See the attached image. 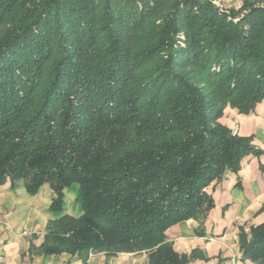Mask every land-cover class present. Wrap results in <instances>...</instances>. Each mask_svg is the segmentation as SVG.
Returning a JSON list of instances; mask_svg holds the SVG:
<instances>
[{
	"label": "trees",
	"instance_id": "obj_1",
	"mask_svg": "<svg viewBox=\"0 0 264 264\" xmlns=\"http://www.w3.org/2000/svg\"><path fill=\"white\" fill-rule=\"evenodd\" d=\"M263 99L264 0H0V183H49L53 211L76 183L82 207L48 223L40 255L194 259L164 232L204 218L205 188L260 154L218 118ZM237 236L264 264V221Z\"/></svg>",
	"mask_w": 264,
	"mask_h": 264
},
{
	"label": "crops",
	"instance_id": "obj_2",
	"mask_svg": "<svg viewBox=\"0 0 264 264\" xmlns=\"http://www.w3.org/2000/svg\"><path fill=\"white\" fill-rule=\"evenodd\" d=\"M218 2L238 9L243 0ZM218 121L232 133L250 136L260 154L248 155L238 172L226 171L205 188L213 206L204 218L177 221L164 234L177 253L197 251L186 264H255L241 259L237 235L239 227L264 221V99L250 114L226 106ZM77 190L76 183L64 189L62 208L53 211L50 204L54 193L49 183L40 185L33 194L27 192L23 178L0 183V264H147V249L95 252L84 261L66 252L38 254L50 221L63 214L77 217L82 213Z\"/></svg>",
	"mask_w": 264,
	"mask_h": 264
},
{
	"label": "rangeland",
	"instance_id": "obj_3",
	"mask_svg": "<svg viewBox=\"0 0 264 264\" xmlns=\"http://www.w3.org/2000/svg\"><path fill=\"white\" fill-rule=\"evenodd\" d=\"M213 2L220 8L228 9V8H225L223 5L219 4L218 0H213Z\"/></svg>",
	"mask_w": 264,
	"mask_h": 264
},
{
	"label": "built area",
	"instance_id": "obj_4",
	"mask_svg": "<svg viewBox=\"0 0 264 264\" xmlns=\"http://www.w3.org/2000/svg\"><path fill=\"white\" fill-rule=\"evenodd\" d=\"M92 254L91 252H89V255Z\"/></svg>",
	"mask_w": 264,
	"mask_h": 264
}]
</instances>
